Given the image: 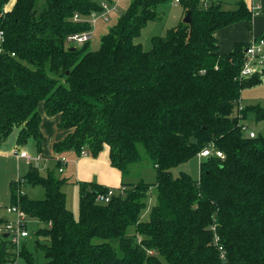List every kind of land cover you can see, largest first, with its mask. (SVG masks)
<instances>
[{"label":"trees","instance_id":"obj_1","mask_svg":"<svg viewBox=\"0 0 264 264\" xmlns=\"http://www.w3.org/2000/svg\"><path fill=\"white\" fill-rule=\"evenodd\" d=\"M166 1L132 0L93 50L92 40L66 42L94 29L92 13L106 12L98 0H0V145L18 127L17 144L33 138L40 154L42 105L69 130L55 152L97 156L108 147L123 177L107 202L98 195L109 187L77 181L78 217L62 189L68 179L55 174L57 159L54 169L42 160L23 182L10 180L11 205L45 223L34 245L43 264H264V135L247 134L245 123L249 113L264 121V106L240 109L242 91L263 75L241 78L249 42L220 52L215 35L240 21L252 29L264 9L247 0H180L181 21L145 49L136 39ZM209 146L224 157L201 158L198 179L173 175ZM141 148L156 182L127 179ZM26 183L42 184L45 197L23 193ZM154 188L157 203L143 218ZM36 255L25 239L0 243V264H38Z\"/></svg>","mask_w":264,"mask_h":264},{"label":"rangeland","instance_id":"obj_2","mask_svg":"<svg viewBox=\"0 0 264 264\" xmlns=\"http://www.w3.org/2000/svg\"><path fill=\"white\" fill-rule=\"evenodd\" d=\"M12 0L11 3H13ZM103 3L106 2L109 5V8L115 6L108 14V19L103 17V12H97L96 17L92 20V25L94 28V38L90 42V49L96 50L101 45V38L105 35L109 28L112 27L118 18L126 12L129 4L132 0H98ZM229 3H235L238 0H224ZM45 0H40V5L43 4ZM11 3L8 4V7L11 6ZM160 18L157 20L149 21L146 26L143 28L140 37L136 41H140L145 49H150L152 47V38L154 36L164 35L172 26L177 25L183 16L184 7L183 4H174V0L166 1L165 3L160 4L157 7ZM185 17V16H184ZM67 47L75 45L76 47H81V45L72 44L67 40ZM264 76V73L261 74ZM241 101L243 105H253L260 103L264 106V77L263 82L253 85L251 87H246L241 94ZM43 110V109H42ZM45 121L50 120V116L45 114ZM248 125V132L255 131L258 135H264V121L257 122L255 120V115L253 113L248 114V118L245 121ZM18 127L10 133L6 140L0 145V219L5 218L10 221L17 218L15 212H9L8 207L12 204L10 202V193H9V183L12 178L18 179L21 175L25 174L28 165L23 161V159H18L16 156V151L26 150L31 154L37 153V148L35 140L31 138L27 144L18 145L16 142V137L18 133ZM109 152V148L106 147L105 151ZM142 160L138 163L131 165L130 173L127 176L128 181H137L140 179L145 180L146 182H156V170L153 166L152 161L149 159L145 150L141 148ZM201 158L197 155L192 157L183 164H180L171 169L174 176H178L181 172H188L194 178H199V166ZM45 165H48V168L54 169L56 164L47 162ZM42 171V170H41ZM55 174L61 176L60 173L55 171ZM22 192L26 193L31 198H44L45 197V188L42 184H24L22 185ZM63 191L66 193L67 198V207L74 212L75 216L79 215V201H80V187L77 182L67 181L63 187ZM152 195L148 199V205L143 218H147L149 210L151 207L157 203L158 192L154 188L152 190ZM45 223L38 221L32 217H27V228L30 232V236L26 238L27 245L29 249L33 251L37 257L38 264H43L46 261L44 253L42 251H36L35 241L38 239L36 231L39 227H44ZM129 232H135V226L129 227ZM42 239V238H41ZM25 244V243H23ZM22 244V245H23ZM22 247V246H21Z\"/></svg>","mask_w":264,"mask_h":264},{"label":"crops","instance_id":"obj_3","mask_svg":"<svg viewBox=\"0 0 264 264\" xmlns=\"http://www.w3.org/2000/svg\"><path fill=\"white\" fill-rule=\"evenodd\" d=\"M247 3L253 8L264 9V0H247ZM233 4L235 3H232V5ZM263 34L264 14L254 15L252 29L248 27L246 21H240L222 27L215 32L220 52H229L234 48L237 42L250 43L254 38ZM240 105L241 107L245 106L241 100ZM40 112L42 114L41 129L44 134L43 149L40 156L45 163H56V159L59 154L55 152L53 144L56 141L64 139L69 130L62 129L58 126L60 119L59 115L52 116L50 120L45 121L46 113L42 105L40 106ZM103 151H105V149ZM103 151H101L97 156H92L89 153L78 154L74 151H66L64 156L67 158V163L64 166V171L62 173H58L62 174L61 176L66 177L72 182L92 181L109 188H120L122 185V174L119 169L111 164L109 152ZM23 161L25 162L24 159Z\"/></svg>","mask_w":264,"mask_h":264},{"label":"built area","instance_id":"obj_4","mask_svg":"<svg viewBox=\"0 0 264 264\" xmlns=\"http://www.w3.org/2000/svg\"><path fill=\"white\" fill-rule=\"evenodd\" d=\"M179 3L180 0H174L175 5ZM102 5L106 9V12L103 13V17L105 19H108V13L113 9H115V6L109 8V5L107 3H102ZM96 15H97L96 12L92 13L91 20H93L96 17ZM75 17L78 18L77 15ZM2 36H3V32H0V37L2 38ZM93 38H94V29L73 33L68 37L67 40L70 41L72 44L82 45L88 41H91ZM263 73H264V34L254 38L246 48L244 64L241 69L240 76L241 78L245 79L258 74L261 75ZM240 109H242V107H240ZM250 135L254 136L255 133L251 132ZM83 154H86L85 151H83ZM211 154H216L218 157H224V153L222 151L214 150V148L211 146L203 149L198 156L200 158H203L210 156ZM16 156L18 159H24L28 166L33 164L38 165L43 160L40 154H31L26 150L16 151ZM57 162L61 163L59 171L63 172L64 166L67 163V158L64 155L62 156L59 155L57 158ZM18 181L23 182V179L18 178ZM113 193H114V189L109 188L106 194L98 195V200L107 202L109 201ZM8 211L15 212L17 214V218L12 221L8 220L7 223L0 226V243L1 241L3 240L6 241V239H8L10 241H13V243L15 244H21L22 240L30 236V232L27 228L28 216L21 209V207L17 205H10L8 207Z\"/></svg>","mask_w":264,"mask_h":264},{"label":"water","instance_id":"obj_5","mask_svg":"<svg viewBox=\"0 0 264 264\" xmlns=\"http://www.w3.org/2000/svg\"><path fill=\"white\" fill-rule=\"evenodd\" d=\"M183 21L186 22V23H190V21H191L190 13H188V14L183 18Z\"/></svg>","mask_w":264,"mask_h":264}]
</instances>
